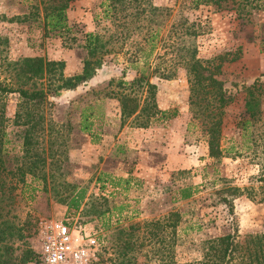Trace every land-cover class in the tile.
Returning <instances> with one entry per match:
<instances>
[{
  "label": "rangeland",
  "instance_id": "obj_1",
  "mask_svg": "<svg viewBox=\"0 0 264 264\" xmlns=\"http://www.w3.org/2000/svg\"><path fill=\"white\" fill-rule=\"evenodd\" d=\"M229 7L218 11L205 0H79L67 10L70 31L43 38L36 25L42 13L40 0H0L1 80L13 83L8 63L25 56L63 61V77L80 74L84 60L98 61L90 79L73 90L61 89L58 96L52 94L60 82L48 87L50 80H42L52 104L44 107L43 129L36 133L44 165L36 175L27 176L6 209L24 236L9 240L15 256L38 252L41 222L65 221L97 239L94 264H119L123 229L176 211L181 215L176 258L198 259L205 240L228 231V210L220 201V190L225 189H238L233 205L241 236L263 228L262 150L257 149V156H234L225 150L244 143L236 113L243 109L247 87L263 79L264 11ZM151 40L155 47L149 53ZM193 49L202 60L240 50L239 59L223 63L216 75L232 98L225 108L223 153L218 157L209 155L206 128L190 113L183 60ZM141 70L146 79L137 80ZM167 70L176 72L173 79L160 78ZM146 81L156 85L153 96ZM124 96L137 100V112L143 104L150 111L130 114L122 107ZM7 102L12 121L13 94ZM81 117L89 130H79ZM119 145L132 153H115ZM147 167L152 168L150 173ZM187 187L197 191L181 199V190ZM80 191L83 199L75 209L70 201ZM141 234L131 241L134 262L153 264L137 248Z\"/></svg>",
  "mask_w": 264,
  "mask_h": 264
},
{
  "label": "trees",
  "instance_id": "obj_2",
  "mask_svg": "<svg viewBox=\"0 0 264 264\" xmlns=\"http://www.w3.org/2000/svg\"><path fill=\"white\" fill-rule=\"evenodd\" d=\"M79 0H40L41 18H37L36 25L42 32V37H62L70 31V23L67 17V10L71 4ZM213 5L216 10H230L229 5L237 4L236 10L244 12L246 7L256 8L264 11V0H205ZM159 10V8H153ZM248 12V10H246ZM91 38V35H89ZM91 41L87 42V46ZM152 40L149 41V53L154 50ZM240 50L231 53L218 54L212 59L202 60L196 57V50L193 49L188 58L183 60L189 80V107L192 119H198L206 128L208 137L209 155L218 157L223 153L220 146L222 137L223 118L228 115L225 108L231 104L232 98L226 95L223 81L216 75L221 73V66L225 62H233L239 59ZM149 53L147 57L149 56ZM146 57V58H147ZM217 62V63H215ZM95 63L96 65H92ZM98 61L84 60L82 72L71 77H63V61L50 60L44 56H25L14 62L8 63L9 78L12 82L0 79V264H25L26 262L39 261L38 252H30L18 258L14 255V248L9 244L11 238L17 236L23 238L22 228L15 226L8 217L9 210H6L15 199V191L26 184L28 175H36L44 165L38 151V140L36 133L43 129V109L49 102L48 92L41 87L42 80H50L48 87L54 82H60L52 96H58L61 89L73 90L78 85L90 79ZM145 70H141V76L137 80H143ZM155 71H158L155 69ZM176 72L167 70L160 72V78L173 79ZM263 79H257L247 87L246 96L243 99V109L236 113V125L240 128L242 143L241 147L231 146L225 152L230 155H243V153H254L257 156V149L264 157V74ZM148 84L150 96L154 95L155 84ZM13 94L16 100V109L12 118L8 116L7 98ZM146 101V100H145ZM144 101V102H145ZM126 102H131L128 106ZM143 102V103H144ZM122 107L130 114L140 116L150 111L143 104L127 96L122 98ZM52 104L50 103L49 106ZM164 118H170L168 112L160 111ZM152 112L151 115H154ZM176 113L172 116L175 117ZM80 131L89 130L85 118L81 117ZM15 128L10 130V127ZM12 145V147H11ZM259 154V155H260ZM196 188L187 187L181 190V199H189ZM220 201L227 207L229 215L228 231L224 235L209 238L203 244V253L200 258L178 261L176 249L178 245V227L180 213L170 212L161 219L144 221L142 223L130 224L123 229L124 244L119 254V264H135L133 253L135 245L132 238L137 232H141V241L138 249L144 259L154 260L153 264H264V226L261 230L250 232L244 237L239 232L236 220L233 200L237 196L238 189L220 190ZM84 191H80L71 198L70 204L78 209L83 199ZM137 238V239H138ZM146 242V243H145ZM148 250H143L145 246ZM150 255V256H149ZM112 261V258H109Z\"/></svg>",
  "mask_w": 264,
  "mask_h": 264
},
{
  "label": "built area",
  "instance_id": "obj_3",
  "mask_svg": "<svg viewBox=\"0 0 264 264\" xmlns=\"http://www.w3.org/2000/svg\"><path fill=\"white\" fill-rule=\"evenodd\" d=\"M38 242L41 264H94L97 260V239L65 221L41 222Z\"/></svg>",
  "mask_w": 264,
  "mask_h": 264
},
{
  "label": "crops",
  "instance_id": "obj_4",
  "mask_svg": "<svg viewBox=\"0 0 264 264\" xmlns=\"http://www.w3.org/2000/svg\"><path fill=\"white\" fill-rule=\"evenodd\" d=\"M105 138L107 139L108 138V135L105 133ZM113 139V138H112ZM106 141V140H105ZM129 147H133V144H129ZM130 149V148H129ZM129 149H127V148H124L123 146H121V145H119V146H116V148L114 149V152L115 153H118V152H120V153H124V151H125V153H129V152H131L132 153V151H130ZM147 169L149 170V173L151 172V169L152 168H150V167H147ZM128 175L129 174H125V177L126 178H128ZM138 176H139V174H137ZM131 176H134V173L132 172L131 173ZM142 177V176H141Z\"/></svg>",
  "mask_w": 264,
  "mask_h": 264
}]
</instances>
